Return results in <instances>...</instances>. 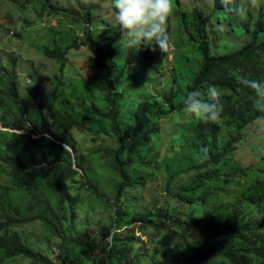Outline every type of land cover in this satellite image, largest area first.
<instances>
[{
	"label": "rangeland",
	"instance_id": "obj_1",
	"mask_svg": "<svg viewBox=\"0 0 264 264\" xmlns=\"http://www.w3.org/2000/svg\"><path fill=\"white\" fill-rule=\"evenodd\" d=\"M49 4L65 10L66 17L49 16V11L45 10ZM213 5L214 0H177L176 5L173 2L167 21L169 48L163 53L145 47L162 60L161 72L156 74L140 62L127 66L124 78L118 84V91L123 96V136L131 132L130 116L136 103L146 100L164 104V97L170 94L175 79L179 82L180 97L184 98L188 75L202 64L200 55L182 33L180 17L190 15L195 8L211 14ZM263 5L264 0H239L237 23L250 20L254 24ZM114 11L111 0H0L1 116L7 113L8 118V112H11L12 116L16 115L11 120L20 118L19 111L5 96L11 78L17 83L19 96L27 104L28 117L34 125L43 115L51 124L50 109L67 112L81 120L82 128L72 131L76 149L71 151L79 160L84 158L89 173L104 177V184L96 179L88 182L83 179L85 172L79 171L80 175L68 180L73 200L64 205L66 220L60 225L62 237L41 220L15 227L10 235L46 257L48 264H101L103 261L106 264H184L188 243L194 232L202 227L209 230L214 225H223L231 222L234 215L238 216L236 224L241 218H264V204L250 207L244 203L242 195L248 182L264 180V120L250 124L243 131V140L221 164L201 170L196 168L206 158L191 145L192 128L199 119L181 113L167 120H150L134 145L137 163L129 169L133 178L144 181L128 188L118 201L116 187L111 184L115 174L110 169L113 163L110 149H118L120 142L112 134L108 122L93 116V107H104L95 82L97 72L91 64V52L84 47L70 51L63 72L59 61L48 59L44 54L46 49L80 44L90 31L98 43L112 45L117 61L125 65L136 52L124 44ZM87 15L91 17V25L87 24ZM234 15L231 17L236 19ZM208 34L215 56L240 50L249 40L247 34L234 32L229 24L212 23ZM180 71L183 74L180 75ZM30 89H37V98L29 94ZM33 128L28 126L24 131L16 132H33ZM0 129L13 132L2 128L1 123ZM51 129L57 136L63 135L55 128ZM231 133L227 128L223 130L225 141ZM31 137L38 139L39 135L32 133ZM47 150L57 149L49 147ZM39 152L37 148L32 149L33 155ZM72 161L76 169L75 160ZM8 170L2 165L0 185H10ZM57 172L52 167L46 182ZM212 172H218L219 177L210 180L208 177ZM201 176L208 181L204 180L205 185L194 195V204H190L182 191ZM45 188L51 190L48 185ZM202 191L206 193L204 204L199 201ZM247 210L250 214L245 216ZM119 212L123 214L125 225L119 226ZM193 215L198 220L195 228L190 220ZM139 219L147 221L127 226L132 220ZM185 222L192 230L185 232L184 228L178 227V223ZM114 235L115 241L109 243L107 239ZM102 240L106 242L105 251L100 248ZM213 240L216 241V237L208 239V244ZM122 248L128 251L123 260L110 257L112 250ZM0 264L42 263L24 257L3 260L0 254Z\"/></svg>",
	"mask_w": 264,
	"mask_h": 264
},
{
	"label": "trees",
	"instance_id": "obj_2",
	"mask_svg": "<svg viewBox=\"0 0 264 264\" xmlns=\"http://www.w3.org/2000/svg\"><path fill=\"white\" fill-rule=\"evenodd\" d=\"M239 0H214L211 14L195 8L190 15L182 14L180 25L182 33L186 36L187 43L192 44L195 51L201 57V67L194 72H190L185 82V95L190 90H199L202 98L206 99V92L209 86H215L221 93V104L223 112L221 119L216 122H204L198 120L192 128V147L205 156V160L196 168L211 169L215 165L221 164L233 151L234 147L243 140V131L252 123L263 121L259 117L264 113L258 112L254 107L257 97L252 89L244 86L240 78L264 80V5L260 7L259 17L252 24L250 20L239 22L237 15V4ZM177 4V0H173ZM45 10L49 11V16L66 17L67 12L46 5ZM235 13L236 19L231 16ZM88 25H91L90 15L86 16ZM212 23L218 25L229 24L234 32L247 34L249 40L240 49L233 53L215 56L212 53L209 26ZM117 42V40L113 41ZM82 47L87 48L91 54V64L97 72L96 85L101 93V104L104 109L93 107V116L108 122L111 132L119 138V148L110 149L113 163L111 171L113 175L111 184L116 187V199L123 198L124 192L139 182L143 178H133L129 174L137 163L134 154V145L142 137L144 128L150 120H167L175 114L183 113L181 91L177 87L178 80L175 79L170 94L165 95L164 104L157 105L143 100L134 105L130 116L132 123L131 132L122 135L123 121L125 120L122 109L123 96L118 91V84L124 78L127 66H132L140 62L147 69L156 74L161 72L162 60L157 58L149 50L142 48L130 57L125 65L117 61L118 57L112 45L98 43L90 31H87L82 43H74L66 48L57 50L46 49L45 56L51 60L60 62V70L63 72L68 62V53L78 51ZM119 60V59H118ZM187 60V59H186ZM185 64V63H184ZM180 75L183 74L181 71ZM9 87L5 93L6 99L14 108L19 111L20 118L8 112L0 114L2 128L10 129L3 131L0 129V169L6 166L9 170L10 185H0V254L3 260L24 257L35 263H50L46 257L33 251L29 247L15 240L10 233L13 228L24 226L35 221H44L51 230L59 237L63 236L60 225L66 220L64 214L65 203H72L73 196L70 192L68 180L80 175L79 171H84L83 179L90 182L96 179L104 184L103 175L95 172L89 173L85 169L84 158L80 160L72 151L76 149L73 141L72 131L81 129V120L70 116L67 112L50 109V120L43 115L38 120L37 125L32 123L28 117V106L20 98L17 83L14 79H9ZM29 94L37 98V89H30ZM264 103V99L259 101ZM222 121V122H221ZM33 127V132L28 131L18 134L16 131H24L27 127ZM61 132L62 136H57L51 128ZM227 128L232 132L225 141L223 130ZM39 135L38 139H33L31 134ZM46 135L60 142H53ZM225 141V142H224ZM224 142V143H223ZM43 143V146L41 144ZM63 145H66L63 146ZM55 147L57 150H47ZM40 150L38 154H32V149ZM72 150V151H71ZM92 156H88L91 158ZM76 169L73 168V161ZM55 167L58 171L55 176L50 177L46 182L48 171ZM218 172H212L208 178L219 177ZM207 178L202 176L194 180L182 192L190 204L196 200L197 190L205 185ZM247 189L243 192V200L250 207L264 204V180L257 179L251 184L247 183ZM50 187V191L45 188ZM200 203H205L206 193L202 191ZM121 221L119 226L125 225L120 213ZM194 214V213H193ZM250 210L244 214L248 216ZM237 215L231 222L223 225H214L208 228L202 227L190 239L187 247V256L184 264H264V218L253 220L252 218H241L236 224ZM193 221L192 227L198 226L195 215L190 217ZM147 219L132 220L127 226ZM184 231L192 230L185 222L177 224ZM113 234V233H112ZM191 234L188 235L190 237ZM106 238L107 235L104 234ZM216 237V241L208 244V239ZM113 236V242L115 241ZM106 242L101 241V250H104ZM108 244V243H107ZM128 251L124 248L119 251L112 250L111 258L123 260ZM101 264H106L103 261Z\"/></svg>",
	"mask_w": 264,
	"mask_h": 264
},
{
	"label": "clouds",
	"instance_id": "obj_3",
	"mask_svg": "<svg viewBox=\"0 0 264 264\" xmlns=\"http://www.w3.org/2000/svg\"><path fill=\"white\" fill-rule=\"evenodd\" d=\"M115 20L118 23L124 44L137 52L142 48L159 49L163 53L170 46L167 21L172 12L173 0H111ZM241 83L252 89L258 98L254 107L264 113V80L240 78ZM183 114L204 122L221 119L223 105L221 93L215 86H209L206 99L199 90H190L182 100ZM264 119V116L259 117Z\"/></svg>",
	"mask_w": 264,
	"mask_h": 264
},
{
	"label": "built area",
	"instance_id": "obj_4",
	"mask_svg": "<svg viewBox=\"0 0 264 264\" xmlns=\"http://www.w3.org/2000/svg\"><path fill=\"white\" fill-rule=\"evenodd\" d=\"M109 241V243L113 242V237L112 238H108L107 239Z\"/></svg>",
	"mask_w": 264,
	"mask_h": 264
},
{
	"label": "water",
	"instance_id": "obj_5",
	"mask_svg": "<svg viewBox=\"0 0 264 264\" xmlns=\"http://www.w3.org/2000/svg\"><path fill=\"white\" fill-rule=\"evenodd\" d=\"M63 146H65V145H63Z\"/></svg>",
	"mask_w": 264,
	"mask_h": 264
}]
</instances>
